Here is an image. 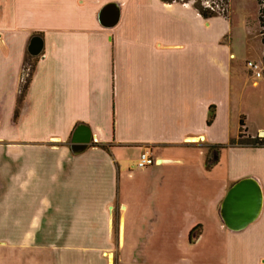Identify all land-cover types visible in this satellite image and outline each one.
Returning a JSON list of instances; mask_svg holds the SVG:
<instances>
[{
    "label": "crops",
    "instance_id": "1",
    "mask_svg": "<svg viewBox=\"0 0 264 264\" xmlns=\"http://www.w3.org/2000/svg\"><path fill=\"white\" fill-rule=\"evenodd\" d=\"M255 7L227 0L204 18L175 0H0V264H264V148L229 147L240 120L264 136V78L244 66L264 62ZM79 124L91 145L74 155ZM142 153L157 165L137 168ZM246 177L261 208L231 232L219 204ZM172 227L176 249L207 239L201 259L216 260L173 261Z\"/></svg>",
    "mask_w": 264,
    "mask_h": 264
},
{
    "label": "water",
    "instance_id": "2",
    "mask_svg": "<svg viewBox=\"0 0 264 264\" xmlns=\"http://www.w3.org/2000/svg\"><path fill=\"white\" fill-rule=\"evenodd\" d=\"M119 12L115 3L103 5L97 13L98 23L105 28L114 26ZM41 49V40L33 37L27 46V52L36 56ZM91 145V134L82 124L77 125L69 138V149L72 154H79ZM261 189L257 181L246 177L233 182L225 192L218 208L222 226L231 232L244 229L258 216L261 208Z\"/></svg>",
    "mask_w": 264,
    "mask_h": 264
},
{
    "label": "built area",
    "instance_id": "3",
    "mask_svg": "<svg viewBox=\"0 0 264 264\" xmlns=\"http://www.w3.org/2000/svg\"><path fill=\"white\" fill-rule=\"evenodd\" d=\"M255 6H256V21H257V36L260 39V42L262 44L263 53H264V0H254ZM200 6L203 9H207L210 12H214L219 15L225 14V4L223 3V0H214L211 3L209 1H202L200 2ZM245 69L249 72V74L252 75L254 78H264V62H255V61H246L245 62ZM28 68L23 67L22 74H21V80L24 79L25 73H27ZM21 83V82H20ZM156 164L151 158L146 154H140L138 161L136 163L137 168H145L149 165Z\"/></svg>",
    "mask_w": 264,
    "mask_h": 264
},
{
    "label": "rangeland",
    "instance_id": "4",
    "mask_svg": "<svg viewBox=\"0 0 264 264\" xmlns=\"http://www.w3.org/2000/svg\"><path fill=\"white\" fill-rule=\"evenodd\" d=\"M202 1H205V0H181V2H189L193 6H197V7L200 6V2H202ZM206 1H209V3H211L214 0H206ZM255 9H256V7H255ZM17 104H18V101H17ZM16 108H17V105H16ZM16 116H17V111L15 110V116H13L14 120L16 119ZM245 137H250V136H245V134H243V132H242V134H240V137L238 138L237 142L244 143ZM253 137L264 138V136H261V134H256ZM114 220L115 219H113V221ZM179 229L180 228H173L172 227V229L170 230V246L172 249L171 254H172L173 261L179 262L180 260H186V261H190L192 263H196L197 260H199V262H208L211 260L212 261L216 260V259H212V257L215 258V256H216L215 252L213 254H209V257L211 260L201 259V257L206 258L205 254H204V249L207 250L209 247L207 244V239L203 240L198 245H194L192 247H189L188 250H186L185 248L183 250L179 249V248L176 249V243H177L176 235H177ZM168 234H169L168 232L165 233L166 237H168L167 236ZM193 237H195V235ZM190 242H192V239H190ZM184 243H185V241H184ZM198 252L200 254V257H199Z\"/></svg>",
    "mask_w": 264,
    "mask_h": 264
},
{
    "label": "trees",
    "instance_id": "5",
    "mask_svg": "<svg viewBox=\"0 0 264 264\" xmlns=\"http://www.w3.org/2000/svg\"><path fill=\"white\" fill-rule=\"evenodd\" d=\"M165 1H169V0H165ZM226 1L227 0H223V3L225 4V6H226ZM193 7L204 18L211 17L215 14L214 12H210L207 9H203L201 6H199V7L193 6ZM14 116H15V114H14ZM212 117H213L212 113H209L208 118L206 120V124H208L210 122ZM242 126H243V123L240 120L237 139L235 142H234V140H232L230 142L231 146H229V147L264 148V138L245 137L244 143L237 142L238 138L240 137V134H242ZM223 148H224V146L219 145V144L206 146V148H205L206 150H205V154H204V161H203L205 170H209L211 167H213L218 162L219 151ZM193 231H194V228L189 231V234H188L189 241H190V234Z\"/></svg>",
    "mask_w": 264,
    "mask_h": 264
},
{
    "label": "flooded vegetation",
    "instance_id": "6",
    "mask_svg": "<svg viewBox=\"0 0 264 264\" xmlns=\"http://www.w3.org/2000/svg\"><path fill=\"white\" fill-rule=\"evenodd\" d=\"M175 1H181V0H175ZM33 37H37V36H33ZM33 37H31V38L29 39V41H30ZM29 41H28V44H29ZM27 46H28V45H27Z\"/></svg>",
    "mask_w": 264,
    "mask_h": 264
}]
</instances>
